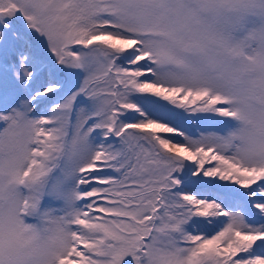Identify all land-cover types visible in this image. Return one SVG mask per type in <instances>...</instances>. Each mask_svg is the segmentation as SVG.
Returning <instances> with one entry per match:
<instances>
[{
	"label": "snow or ice",
	"instance_id": "6c2138e0",
	"mask_svg": "<svg viewBox=\"0 0 264 264\" xmlns=\"http://www.w3.org/2000/svg\"><path fill=\"white\" fill-rule=\"evenodd\" d=\"M0 264H264V0H0Z\"/></svg>",
	"mask_w": 264,
	"mask_h": 264
},
{
	"label": "rangeland",
	"instance_id": "374dc122",
	"mask_svg": "<svg viewBox=\"0 0 264 264\" xmlns=\"http://www.w3.org/2000/svg\"><path fill=\"white\" fill-rule=\"evenodd\" d=\"M201 129H196L197 133L200 131ZM211 130V129H210Z\"/></svg>",
	"mask_w": 264,
	"mask_h": 264
},
{
	"label": "trees",
	"instance_id": "16d2710c",
	"mask_svg": "<svg viewBox=\"0 0 264 264\" xmlns=\"http://www.w3.org/2000/svg\"><path fill=\"white\" fill-rule=\"evenodd\" d=\"M196 130V129H195Z\"/></svg>",
	"mask_w": 264,
	"mask_h": 264
}]
</instances>
